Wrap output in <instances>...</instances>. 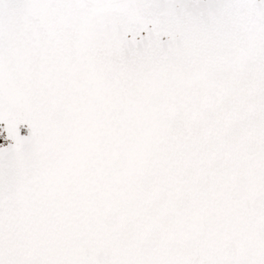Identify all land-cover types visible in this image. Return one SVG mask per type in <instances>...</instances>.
Returning <instances> with one entry per match:
<instances>
[{"label": "snow or ice", "instance_id": "obj_1", "mask_svg": "<svg viewBox=\"0 0 264 264\" xmlns=\"http://www.w3.org/2000/svg\"><path fill=\"white\" fill-rule=\"evenodd\" d=\"M0 264H264V0H0Z\"/></svg>", "mask_w": 264, "mask_h": 264}]
</instances>
